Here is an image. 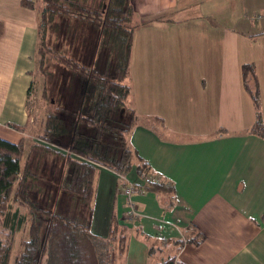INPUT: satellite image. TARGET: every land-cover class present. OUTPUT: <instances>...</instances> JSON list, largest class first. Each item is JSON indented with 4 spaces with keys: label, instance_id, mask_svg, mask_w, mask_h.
I'll return each mask as SVG.
<instances>
[{
    "label": "crops",
    "instance_id": "0c3cea01",
    "mask_svg": "<svg viewBox=\"0 0 264 264\" xmlns=\"http://www.w3.org/2000/svg\"><path fill=\"white\" fill-rule=\"evenodd\" d=\"M132 5L134 42L125 80L131 92L119 120L130 122V110L135 111L129 142L157 181L173 185V203L146 190L134 170L127 179L141 186L133 201L146 218L130 220L122 179L97 166L93 231L106 237L113 216L128 226L134 242L127 264L141 251L151 256L148 247L157 244H142L140 237L185 241L171 253L182 264H264V139L251 132L256 114L242 78V66L253 64L264 121V0H132ZM39 20V8L0 0V137L15 143L27 137L39 142L44 126L37 127L27 106ZM31 166L42 173L45 206L59 201L62 212L71 207V213L89 217L87 207L58 190L65 172L61 156L39 151ZM194 231L205 236L202 244L186 241Z\"/></svg>",
    "mask_w": 264,
    "mask_h": 264
},
{
    "label": "trees",
    "instance_id": "16d2710c",
    "mask_svg": "<svg viewBox=\"0 0 264 264\" xmlns=\"http://www.w3.org/2000/svg\"><path fill=\"white\" fill-rule=\"evenodd\" d=\"M38 1L23 0V5L36 9ZM41 1L44 6L39 9L36 50L40 54L39 71L44 77L56 80V76L45 69L46 53L50 50L47 38L50 33L55 34L60 38V45L53 46L51 53L58 58L57 66L71 75L69 86L76 100L72 106L60 100L51 101L44 83L42 98L49 109L44 116L43 130L37 136L39 142L33 137L17 143L0 137V222L3 227L0 264H119V257L128 250L129 227L113 216L106 237L92 228L91 204L97 166L124 177L136 170L145 181L146 190L158 193L160 189L165 190V182L158 188L156 182L146 180L153 172L152 167L129 142L128 135L136 122L135 111L130 110L128 123L120 121L118 115L131 92L125 80L134 42L132 0ZM65 46L70 48L72 56H65ZM242 78L256 114L251 132L264 139L259 82L253 64L242 66ZM51 90L55 92L53 87ZM9 126L22 132L27 128L12 123ZM39 151L63 158L65 172L58 190L87 207L89 217L80 212H62L59 201L51 207L38 202L44 193V181L39 167L31 164L33 155ZM136 186L141 188L137 183ZM169 186L174 195L173 185ZM20 231L27 233L26 238H21L20 250L12 260L16 235ZM186 241L200 245L205 236L197 233ZM184 243L177 242L179 250ZM162 264L182 263L174 256Z\"/></svg>",
    "mask_w": 264,
    "mask_h": 264
},
{
    "label": "rangeland",
    "instance_id": "374dc122",
    "mask_svg": "<svg viewBox=\"0 0 264 264\" xmlns=\"http://www.w3.org/2000/svg\"><path fill=\"white\" fill-rule=\"evenodd\" d=\"M37 5L39 7L40 10L43 9V2L41 0H39L37 2ZM41 17V16H40ZM257 19H261L262 18V13H259L256 17ZM47 42H48V48L50 49L49 52L46 53V62L48 63L45 66L46 71H48V73H51L50 75H55L56 76V82H55V92H52L51 88H52V84L54 80H51L50 76L44 77L41 72L39 71V61H40V54L38 53V51H36V60H37V69L36 71L33 73V81H32V85H31V93L28 95V110L30 111V113L32 114V116H34L35 121H36V125L38 128L41 127L42 122L44 121V116L46 114V112L49 109V105H47V102H45L42 98V94H43V87H44V83L47 84V91L49 96L52 98L51 101H58L60 100L61 102H64L67 105H74V100H76V95L75 92L69 91V80H70V75L67 74L66 70H64L63 67L57 66L59 65L57 63V59L56 56L54 54L51 53L52 47L60 45V38L58 39L57 36L55 34L50 33L48 35L47 38ZM65 45V42H62ZM65 49V52L67 55L65 56H72V53L70 52V48L68 47H63ZM61 56V55H60ZM64 94H66V96H64ZM54 99V100H53ZM124 112V110H123ZM122 113L120 112L119 118H121ZM38 117V120H37ZM124 118V117H123ZM42 121V122H41ZM42 168V167H41ZM120 176V179H122V191L124 193V195H126L127 197V210L125 215L129 218L130 220H138L140 218H146L145 215L142 214V212L137 208L136 204L133 201V195L136 191V189L138 188L136 186V184L130 180L127 179V177L124 176ZM149 177L146 178V180L151 181V182H156L154 184L157 185V187L159 188L161 184H163L164 182H159L157 180L160 179H156V176L153 175V173L148 175ZM154 180H153V179ZM99 179V176H98ZM161 183V184H160ZM170 184L169 183H164V189L162 190L160 189L159 193H162L164 195V199L166 200V202H171V200H173L174 195L172 194L171 190H170ZM127 190H131V194H127ZM40 197V196H39ZM43 197V195H42ZM38 202H44L45 200L38 198ZM130 201H132L137 210L138 213L140 215H134V216H128L127 215V211L129 210V203ZM69 211L73 212L74 208H69ZM93 230L96 232L95 229V222L93 223ZM3 231V227L1 225L0 222V232ZM195 232V231H194ZM26 232L20 231L17 235H16V239H15V245H14V249H13V254H12V260L13 257L17 254V252L20 250L19 248V242L21 240V238H26ZM193 235H197L196 232L192 234V236H188V238L193 237ZM132 242H134V237L132 236ZM130 233L128 235V245L130 242ZM139 240L141 241V243H148V245L152 244L156 246H152V247H148L149 251L148 255H151L147 258L146 255L144 256V253L141 251L139 256H135L134 257V264H144L145 263V259H147L148 263L146 264H162L166 259L167 256L170 255L173 252H178L179 251V245L177 244V242H172V244L165 242L161 239L155 238V240H153V238L150 240V242L146 241L145 237H140ZM154 241L151 243V241ZM185 244V243H184ZM154 247V248H153ZM178 247V248H177ZM177 248V249H176ZM128 252V250H127ZM127 254V253H126ZM123 255L119 257V264H127V261L130 263V259L128 258L127 255ZM176 256V260L179 262V260L177 259V255L176 254H171L169 257H174Z\"/></svg>",
    "mask_w": 264,
    "mask_h": 264
},
{
    "label": "built area",
    "instance_id": "2783aa9c",
    "mask_svg": "<svg viewBox=\"0 0 264 264\" xmlns=\"http://www.w3.org/2000/svg\"><path fill=\"white\" fill-rule=\"evenodd\" d=\"M256 17H257V15H256ZM131 192H132L131 190H127V194H131ZM127 215L128 216L140 215L138 213V210H137L135 204L132 201H130V203H129V210L127 211ZM129 218H131V217H129Z\"/></svg>",
    "mask_w": 264,
    "mask_h": 264
},
{
    "label": "flooded vegetation",
    "instance_id": "af4514ba",
    "mask_svg": "<svg viewBox=\"0 0 264 264\" xmlns=\"http://www.w3.org/2000/svg\"><path fill=\"white\" fill-rule=\"evenodd\" d=\"M67 74H68V72H66ZM70 75V74H69ZM70 79H71V75H70ZM55 80L53 81V84H52V87H53V89L55 90ZM69 82H70V80H69ZM69 88V91H70V86L68 87ZM64 96H66V94H64ZM67 105V104H66Z\"/></svg>",
    "mask_w": 264,
    "mask_h": 264
}]
</instances>
